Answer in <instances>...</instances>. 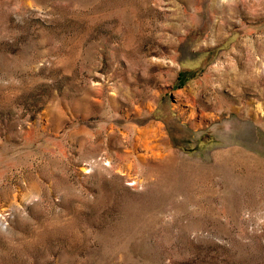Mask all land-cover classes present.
<instances>
[{
    "label": "rangeland",
    "instance_id": "1",
    "mask_svg": "<svg viewBox=\"0 0 264 264\" xmlns=\"http://www.w3.org/2000/svg\"><path fill=\"white\" fill-rule=\"evenodd\" d=\"M0 264H264V0H0Z\"/></svg>",
    "mask_w": 264,
    "mask_h": 264
}]
</instances>
